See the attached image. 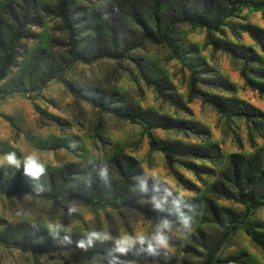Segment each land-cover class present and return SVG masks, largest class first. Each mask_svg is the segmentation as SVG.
<instances>
[{"label":"rangeland","instance_id":"1","mask_svg":"<svg viewBox=\"0 0 264 264\" xmlns=\"http://www.w3.org/2000/svg\"><path fill=\"white\" fill-rule=\"evenodd\" d=\"M246 1L249 3L237 6L231 15L225 16L222 14L225 11L223 1L214 0L217 8L210 17L218 19L221 24L211 34L221 41L250 47L258 55L259 62L248 63L246 74L253 81L262 82L263 78L256 71H264V52L241 30V25L250 24L264 30V6L251 4L264 0ZM164 2L68 0L72 20L69 35L59 18L51 12L54 0H32V4L0 0L1 25L10 22L6 13L8 9L24 7V4L28 14L32 12L31 15L38 17L36 24L23 26V37L12 42L14 58L0 80V159L14 152L20 165H24L25 157L34 156L45 169H54L66 163L86 167L120 152L134 157L147 177L164 181L172 192L186 199L197 198L200 209L185 213L177 222L168 219L152 221L130 207L89 206L75 201L54 204L28 194H0V233L26 242L29 240L26 238L27 229L20 228V225L26 223L50 234L48 225L52 224L58 226V232L65 234L89 237L91 232H99L101 238H92L99 241L129 243L143 239L156 249L166 251V259H174V262L166 264H202L204 250L191 242L188 236L201 230L218 238L227 230L228 235L219 244L212 264H264V252L244 231L264 234V205L250 207L246 217L242 218L247 203L241 200L231 184L220 178L231 153L245 158L254 157L257 167L264 169V96L245 84L240 75V59L213 49L207 43L203 27L187 22L175 23L171 29L167 28L169 24L166 28L160 25V31L165 30L175 39L178 55H174L164 43L145 39V31L132 20L130 8L149 28L155 17L156 5ZM31 15L29 19H32ZM3 38L5 41L8 39L6 35ZM97 43L109 54L92 58ZM71 44L75 48L69 52ZM3 54L0 49V64ZM139 69L149 77L166 78L186 108L177 109L158 97L143 82ZM192 70L199 79L197 89L247 103L261 116L256 113L252 120H248L220 113L198 97L187 102ZM51 73L57 76L43 82ZM217 78L231 86L227 89L209 86L207 81ZM63 81L70 83L82 96L70 93ZM85 97L108 105V109L92 105ZM126 107H140L197 122L204 129L203 133L159 128L151 129V132L159 139L184 144L205 146L214 143L219 147L220 157L215 160L178 157V160L190 161L200 167L202 172L197 175L178 162L167 166L162 154L149 148L139 122L129 121L111 111L112 108ZM0 168L6 169V177H9L17 167L4 159ZM177 175L186 179L191 188H184ZM217 180L222 182L228 196L212 192L211 185ZM163 197L156 196L146 201L158 202ZM207 198L216 206L228 209L233 214V222H228L226 216H222L221 224L211 221L207 215L205 220L202 219ZM233 223L237 227L229 232ZM158 231L167 238L166 247L157 246L152 239ZM187 245L198 253L185 252ZM233 256L235 261H225L226 257ZM0 264L157 263L144 258L117 261L72 249L37 254L0 243Z\"/></svg>","mask_w":264,"mask_h":264},{"label":"trees","instance_id":"2","mask_svg":"<svg viewBox=\"0 0 264 264\" xmlns=\"http://www.w3.org/2000/svg\"><path fill=\"white\" fill-rule=\"evenodd\" d=\"M20 1L21 3L32 4V0ZM191 1L165 0L163 4H157L154 10L155 17L149 28L144 25L141 19L135 16L131 8L130 12H132V20H134L139 29L143 30V32L145 31V39L155 43H164L174 55L179 54L175 45V39H172L169 33H165V30L160 31L162 26L166 28L167 24H169L167 28L171 29L175 23L187 22L203 27L206 31L207 43L213 49L221 50L234 58L240 59L242 61L240 75L244 79L245 84L264 96V71H256L258 76L263 78L262 82L253 81L246 74V70L249 68L247 67L248 63L259 62L258 55L250 47L221 41L212 36V31H216L221 24L218 19H211L210 17L211 12L217 8L214 0H194V3H191ZM221 1L224 3L223 10H225L222 14L225 16L231 15L237 6L249 3L246 0ZM251 4L264 6V1H260L259 3L251 2ZM27 11L28 8L25 4L24 7L18 6L17 9H8L6 13L10 22L5 25H1L0 23V49L4 51L0 64V80L5 76L7 68L14 58L12 42L23 37L22 28L24 25L27 23L36 24L38 22V17L31 15L32 12L28 14ZM51 12L59 18L62 28L70 35L72 20L68 0H54ZM30 15L32 19H29ZM161 24L163 25L160 26ZM241 30L246 32L249 38L264 52V30L250 24L241 25ZM4 35L8 37L7 41L4 40ZM94 47L95 55L92 58L109 54L106 51L107 49L98 43ZM74 48L75 45L71 44L68 51L72 52ZM86 60L84 59V61ZM138 72L143 82L150 86L158 97L177 109L186 108L185 103L174 92L172 84L166 78L149 77L142 69H139ZM55 76H57L56 73H51L43 82ZM63 82L65 88L74 96H82L70 83ZM197 82H199V79L192 70L186 93L187 102L194 97H198L220 113L242 116L248 120H252L254 114L258 112H256L254 107L242 101L200 91L196 88ZM207 83L211 87H221L224 89L231 86L225 80L218 78L209 79ZM85 98L92 105L108 109V105H103L99 101H94L88 97ZM111 111L115 115L129 121L139 122L147 137L149 148L159 151L166 165L169 167L173 163L178 162L184 168L197 175L202 172L200 167H197L190 161L178 160V157L206 160H215L220 157L219 147L214 143L205 146L184 144L179 141L159 139L151 132V129L159 128L188 131L193 134L203 133L204 129L197 122L172 118L167 115L141 109L140 107L112 108ZM257 114L261 116V113ZM262 155L264 158V147ZM7 173L6 169L0 168V194H28L45 198L54 204L61 201H75L89 206L109 204L113 207H130L136 209L152 221L168 219L171 222H177L185 213L200 209V202L197 198L186 199L181 194L172 192L164 181L147 177L134 157L120 152L92 162L86 167L75 163H66L54 169H45V172L40 175L39 179L25 175L24 165L16 168L14 173L9 177H6ZM220 178L231 184L238 195L242 197L241 200L247 203L248 206L245 208L242 218L246 217L250 207L264 205V169L257 167L254 157L245 158L237 153L229 154L227 166L220 174ZM177 179L184 188H191L192 185L182 176H178ZM211 190L222 196H228L220 180L212 183ZM161 195L164 196L161 201H146ZM203 211L205 214L202 215V219L204 220L209 216L211 221L221 224L222 216H226L228 222H233V214L228 209L216 206L208 198L204 201ZM236 227L237 225L233 223L229 232L233 231ZM20 228L27 229L26 238L29 239L28 241L14 239L12 236L0 233V243L5 246L17 247L22 251L29 250L37 254L72 249L87 255L97 254L117 261L130 258H144L157 264L174 262V259L170 257L166 259L164 257L165 254L167 255L166 251H160L153 246L158 254H151L148 251L149 244L144 241L117 243L106 240H89V237L81 234H65L62 232H58L56 238H53L51 234H47L39 227H32L26 223L20 225ZM244 231L264 252V234L252 233L247 229ZM226 235H228L227 230L223 231L218 238L197 230L196 233L190 234L188 237L191 242L203 248L204 256L202 264H212L218 246ZM81 243L83 246H80ZM189 250L198 253L190 245L184 247L185 252ZM235 258L234 256L226 257L225 261H235ZM182 262L185 263L186 261Z\"/></svg>","mask_w":264,"mask_h":264},{"label":"clouds","instance_id":"3","mask_svg":"<svg viewBox=\"0 0 264 264\" xmlns=\"http://www.w3.org/2000/svg\"><path fill=\"white\" fill-rule=\"evenodd\" d=\"M4 159L7 160L8 164L15 165L17 168L20 167V161L16 158V154L14 152L8 153L6 157H4L3 159H0V164L3 163ZM44 172H45L44 166L42 164H38L34 156L25 157L24 159V174L25 175L31 176L34 179H39L40 175H42ZM70 211H75V209H70ZM187 223L188 222L185 221L186 226H187ZM164 226L167 227L166 222ZM48 229H49L50 234L53 236V238H56L58 234V226L49 224ZM92 238H96V239L101 238V233L91 232L89 234V240H91ZM104 238L107 239V236H104ZM152 239L155 241V244L159 247H166L168 244L167 238L162 234V232H159V231L152 237ZM141 242H143V239L141 240ZM80 246H83V244L81 243ZM148 251L153 255L158 254L156 253L155 248H153L151 244H149Z\"/></svg>","mask_w":264,"mask_h":264}]
</instances>
